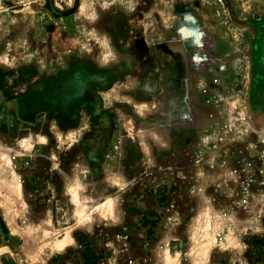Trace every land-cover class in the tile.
Segmentation results:
<instances>
[{"label": "rangeland", "instance_id": "374dc122", "mask_svg": "<svg viewBox=\"0 0 264 264\" xmlns=\"http://www.w3.org/2000/svg\"><path fill=\"white\" fill-rule=\"evenodd\" d=\"M124 50L139 64L151 62L159 75L172 70L175 84L187 83L173 91V98L185 92L195 115L188 122L190 143L185 158L180 152L171 157L190 167L169 170L179 184L172 196L175 221H183L186 250L190 248L184 261L264 264V232L244 233L242 222L228 213L231 205L220 183L225 166L219 159L240 148L245 134L264 128V0H0V68L11 66L13 85L27 76H34L35 83L50 80L58 74L53 67L67 65L76 81L83 80L85 72L94 87L108 82L106 116H127L117 109V66ZM36 66L44 72L38 73ZM94 66L107 70L92 71ZM125 106V113L139 114L134 102ZM234 126L237 132L226 136L225 130ZM104 154L98 153L102 172L94 182L80 178L82 202L94 207L107 197L114 200L116 212L121 208L116 197L122 179L118 160L107 162ZM17 164L0 144V228L9 247L1 254L3 264H8L6 255L14 264L129 262L137 250L125 249L116 219L101 224L94 211L96 223L75 235L76 247L58 249L59 240L74 235L46 217L43 206L54 202L28 196L18 170L23 166ZM229 219L234 226L219 247L217 232Z\"/></svg>", "mask_w": 264, "mask_h": 264}, {"label": "crops", "instance_id": "0c3cea01", "mask_svg": "<svg viewBox=\"0 0 264 264\" xmlns=\"http://www.w3.org/2000/svg\"><path fill=\"white\" fill-rule=\"evenodd\" d=\"M129 56L128 50L122 51L116 77L117 109L122 108L127 116H106L108 82L94 87L85 72L83 80L76 81L72 79L76 73L67 65L53 67L58 74L51 75L50 80L35 83L34 76H27L19 85L12 84L11 66L0 68L4 77L3 89L0 86V144L15 163H29L18 169L28 196L39 201L47 197L54 202V206H43L46 217L53 226L73 233L74 237L66 235L56 243L58 249L76 247L75 235L83 232V226L96 223L92 219L94 211L101 224L115 218L125 249L137 250L127 264H185L190 248L186 250L183 221H175L178 213L172 196L177 189L174 186L179 184L169 170L190 167L189 162H176L171 157L173 152H180L185 158L190 143L188 122L195 115L185 92L173 98V91L187 83L175 84L172 70L166 68L159 75L161 71L151 62L139 64ZM91 69L107 70L104 66ZM36 70L44 72L38 66ZM129 101L136 104L139 116L125 113ZM157 104L161 107L158 112L154 110ZM136 108L131 111L136 113ZM110 117L115 118L112 121ZM116 138L121 140L117 163L122 183L116 197L121 208L115 212L114 200L107 197L88 207L82 202L80 178L88 176L94 182L102 172L98 153L108 152V141ZM2 234L0 228V250H4L0 264L1 254L9 249ZM3 257L14 264L13 257Z\"/></svg>", "mask_w": 264, "mask_h": 264}, {"label": "built area", "instance_id": "2783aa9c", "mask_svg": "<svg viewBox=\"0 0 264 264\" xmlns=\"http://www.w3.org/2000/svg\"><path fill=\"white\" fill-rule=\"evenodd\" d=\"M232 129L225 132H237V129ZM253 133L245 134L244 144L229 153L227 158H219L221 166H225V174L220 183L227 193L223 197L231 205L228 213L234 215L236 223L244 221L242 230L246 234L264 232V128ZM120 147L121 140L116 138L109 151L104 154V159L107 162L117 161ZM28 164L27 161L20 163L23 167ZM15 167H19L17 162ZM44 201L49 202V199L45 197ZM233 226V221L229 219L218 230L216 240L219 247L226 243ZM232 264L248 263L238 259Z\"/></svg>", "mask_w": 264, "mask_h": 264}, {"label": "trees", "instance_id": "16d2710c", "mask_svg": "<svg viewBox=\"0 0 264 264\" xmlns=\"http://www.w3.org/2000/svg\"><path fill=\"white\" fill-rule=\"evenodd\" d=\"M0 221H1V219H0Z\"/></svg>", "mask_w": 264, "mask_h": 264}]
</instances>
